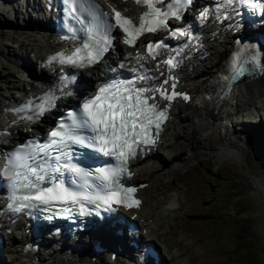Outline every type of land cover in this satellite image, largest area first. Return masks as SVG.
I'll list each match as a JSON object with an SVG mask.
<instances>
[{"label":"snow or ice","instance_id":"6c2138e0","mask_svg":"<svg viewBox=\"0 0 264 264\" xmlns=\"http://www.w3.org/2000/svg\"><path fill=\"white\" fill-rule=\"evenodd\" d=\"M234 2L235 0H221L213 9L214 18L220 21L221 9H224L223 18L227 19L228 8H232L239 15L233 7ZM67 3L69 11L82 25L86 40L82 41L81 46L71 55L58 53L51 59L62 65L84 68L99 63L112 47V33L117 29L126 34L124 44L133 48L136 47L137 39L144 33L166 31L170 33V38H183L190 32L191 25L171 30L168 21H183L185 11L194 0H134L135 4L146 9L139 16L137 23L112 5H109L112 10L110 15L95 0H67ZM238 3L253 10L259 9L264 14V2L238 0ZM209 11L210 8L205 7L196 18L201 25L206 22ZM85 20L88 21L87 24ZM192 38L199 39L198 36ZM143 47L148 50L152 59L161 55L153 49L163 48L180 55L184 49L193 48L189 41L181 45L179 50L171 49L164 40L148 42L143 44ZM243 51L248 55L242 57L241 51L238 50L230 62V74L222 77L227 82L229 91L232 82L250 71L247 65L251 64L252 68L264 66V56L256 45H244ZM128 55L131 57L132 66L129 67L128 63L121 61L118 69L134 73L133 77H117L98 83L96 91L83 99L78 110H70L58 120L56 127L48 133L46 143L26 144L7 159L6 165L0 166V170L7 174L9 180L10 203L7 208L10 211H50L60 206V211L70 213L78 209L80 215H85L88 214L87 205L110 209L113 203L129 201L125 203L126 207L138 206L139 201L132 200L128 195L136 189L125 188L120 182L123 176L129 174L127 161L134 159L138 150L144 146L156 143L153 129L158 136L161 125L168 119L172 100L176 96H181L184 100L189 97L175 91L176 81L171 75L159 84L153 83L158 77L149 75L150 70L144 64L147 57L142 56L140 52H136L134 56L132 53ZM160 63L167 65L168 71L171 72L180 61L170 56ZM156 67L159 68V64ZM75 79V76L67 80L62 78L58 87L74 83ZM170 80L172 83L169 85ZM164 85H169L171 92ZM63 95L72 93L67 91L63 92ZM56 99L58 97L55 92H48L44 103L36 107L33 115L24 118L29 121L39 119L55 107L53 101ZM31 107L30 101L25 107L14 111L20 113ZM96 156L112 158L117 163L115 166L94 169L81 166L80 158L92 159Z\"/></svg>","mask_w":264,"mask_h":264},{"label":"bare ground","instance_id":"6f19581e","mask_svg":"<svg viewBox=\"0 0 264 264\" xmlns=\"http://www.w3.org/2000/svg\"><path fill=\"white\" fill-rule=\"evenodd\" d=\"M112 1L106 0L109 3ZM136 6L129 2L125 5V10L139 12ZM223 12L224 10L221 11V20L216 24V27L209 29L208 39H200V42H203L205 46L209 45L210 42H217L219 46L223 45V42L232 45L239 38L240 34L236 35L233 32L239 23L231 22L230 18L224 19ZM227 14L233 15V10L228 8ZM0 15L14 18V21L10 18L6 19L16 21L19 29L16 31L11 28L16 35L12 42L14 45L8 46V54L4 57L12 65L14 72L8 76L0 75V129L8 126L12 130L10 136L0 135L1 155L7 146L20 142L19 139L25 134H29V132L43 133L45 125L51 121L54 114L48 113L42 123L26 127L22 125L21 121L9 114L8 107L15 105L22 98L39 94L49 83L54 82L52 70L43 69L42 73H39L38 70L42 68L41 65L48 53L60 50V48L65 47L67 42L58 39L51 25V20L48 18V13L37 0H8L7 5H0ZM233 18L234 20L237 19L235 16ZM3 27L9 28L10 26ZM118 46L117 50L122 54L129 50L121 44ZM201 49H203L201 53H203L204 58L211 56L208 47L201 46ZM28 53L36 56L39 66L33 65ZM200 54H194L189 49L187 53L176 57V60L180 61L177 70H173L175 77L180 79L176 85L194 90L196 101L187 105L184 101L178 100L174 104L173 117L165 130L161 145V150L167 151L169 158L160 156L158 150L152 149L145 160L141 159L136 162L138 174L140 170L144 169H148L149 172L143 179H140L146 183V187L141 189L143 204L136 211H133L132 216L140 224L143 236L145 235L147 238L146 243L155 241L154 238H159L158 234L162 237L165 252L161 254L162 264H169L166 253L173 251L175 246L166 238L165 234L170 228L166 219H168L169 213L174 212L181 204L177 193H166L168 187L166 190L162 187L165 183L164 179L167 175L172 174L176 167L185 169L191 164L199 163L208 158L214 159L217 163L226 159L241 161L247 153L249 141L237 128L238 122H246L254 112L263 110L262 107H264V71L261 76L253 80L246 82L240 80L232 93L220 104L213 100H204L201 95L206 92L210 76H213L215 70L223 64L219 66L215 64L214 70L204 72L196 64L202 58ZM114 56L115 52L110 53L106 58V63H101L100 68L93 72V77H97V72L100 73L104 68L112 65L115 60ZM81 76L87 85L91 84L88 75ZM22 77L25 79L22 80ZM40 80H46V83L44 84ZM170 83L171 81L169 85ZM219 128L224 129L225 136L219 142H215L212 135L216 134ZM181 142L188 144V147L184 148L185 150L182 152L177 151ZM254 183L258 190L264 193V171L261 177L254 180ZM165 186L167 185L165 184ZM7 226L4 225L6 231L12 228L13 224ZM9 240L13 248L11 252L9 251L12 259L7 262L3 255L5 247L0 245V264H29V260L31 261L33 256L24 255L20 251L22 242L18 235L13 233ZM112 240V233L104 236V241L110 249ZM131 240L132 238L128 235L126 238L127 247ZM43 247L41 254L38 255L43 264H120L122 262L118 260L117 263H114L107 254H102L98 256L99 260L93 263L89 256L90 245L81 237L78 241H72L71 239H64L59 233L44 236ZM130 249L129 246L128 251L132 253ZM177 250L181 254L178 256L182 258V250L179 247ZM160 252H162L161 249ZM150 261L148 264H152Z\"/></svg>","mask_w":264,"mask_h":264},{"label":"rangeland","instance_id":"374dc122","mask_svg":"<svg viewBox=\"0 0 264 264\" xmlns=\"http://www.w3.org/2000/svg\"><path fill=\"white\" fill-rule=\"evenodd\" d=\"M6 18L11 19V16L0 15L2 76L14 72L4 57L8 46L14 45L16 35L11 28L19 30L14 20L12 27H3L10 25ZM210 44L211 56L196 62L204 72L214 70L213 66L219 65L229 51V44L224 42L220 46L217 42ZM28 57L35 67L39 66L36 56L29 54ZM262 109L246 122H238L237 128L249 141L241 161L226 159L217 163L208 158L185 169L176 167L164 179L162 187L165 190L168 187L166 193H177L181 202L166 219L170 225L166 238L175 245L171 253H166L169 264H264V193L254 183L264 171V107ZM224 136V129L219 128L212 139L219 142ZM187 147V143L181 142L177 151L182 152ZM148 172V169L141 170L139 178L143 179ZM158 235L159 238H154L155 246L164 252L162 237ZM177 246L182 250V258L178 256ZM4 247L3 255L8 262L12 259L8 237Z\"/></svg>","mask_w":264,"mask_h":264},{"label":"trees","instance_id":"16d2710c","mask_svg":"<svg viewBox=\"0 0 264 264\" xmlns=\"http://www.w3.org/2000/svg\"><path fill=\"white\" fill-rule=\"evenodd\" d=\"M7 23H10V25H9V26H12V25H13L11 21H8ZM11 24H12V25H11Z\"/></svg>","mask_w":264,"mask_h":264},{"label":"water","instance_id":"95a60500","mask_svg":"<svg viewBox=\"0 0 264 264\" xmlns=\"http://www.w3.org/2000/svg\"><path fill=\"white\" fill-rule=\"evenodd\" d=\"M264 204V203H263Z\"/></svg>","mask_w":264,"mask_h":264}]
</instances>
